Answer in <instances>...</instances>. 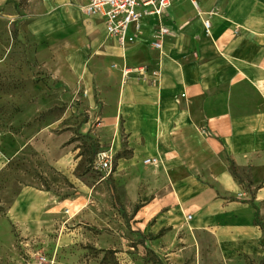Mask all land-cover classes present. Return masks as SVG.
Segmentation results:
<instances>
[{
    "label": "rangeland",
    "instance_id": "rangeland-1",
    "mask_svg": "<svg viewBox=\"0 0 264 264\" xmlns=\"http://www.w3.org/2000/svg\"><path fill=\"white\" fill-rule=\"evenodd\" d=\"M82 5L0 0V264H264L252 190L221 206L198 177L175 175L174 190L135 162L117 168L132 152L97 127L81 52L97 34ZM103 150L114 160L104 180Z\"/></svg>",
    "mask_w": 264,
    "mask_h": 264
},
{
    "label": "crops",
    "instance_id": "crops-1",
    "mask_svg": "<svg viewBox=\"0 0 264 264\" xmlns=\"http://www.w3.org/2000/svg\"><path fill=\"white\" fill-rule=\"evenodd\" d=\"M82 17L97 34L81 49L90 54L86 70L102 102L97 127L132 152L117 168L135 162L174 190L182 187L175 175L198 177L221 206L252 190L263 205L264 0H174L162 18L170 33L157 48L150 46L154 22L121 48L98 19Z\"/></svg>",
    "mask_w": 264,
    "mask_h": 264
},
{
    "label": "built area",
    "instance_id": "built-area-1",
    "mask_svg": "<svg viewBox=\"0 0 264 264\" xmlns=\"http://www.w3.org/2000/svg\"><path fill=\"white\" fill-rule=\"evenodd\" d=\"M173 2L174 0H86L79 10L85 18L98 19L106 39L121 48L137 40L143 23L154 22L157 30L150 46L157 48L160 43L156 40H161L170 33L169 28L162 24V18ZM192 3L195 5L194 1ZM204 27L208 31V21H204ZM128 72L124 70L123 76ZM94 168L103 180L112 173L114 160L109 150L96 153Z\"/></svg>",
    "mask_w": 264,
    "mask_h": 264
},
{
    "label": "trees",
    "instance_id": "trees-1",
    "mask_svg": "<svg viewBox=\"0 0 264 264\" xmlns=\"http://www.w3.org/2000/svg\"><path fill=\"white\" fill-rule=\"evenodd\" d=\"M204 131H205V130H204ZM229 162H230V173H231V175H232L234 178H236V179L242 184V181H241V179H240V177L238 176V173H237V171H236V167H235L234 162H233L231 159H229ZM248 203L251 205V207H253V208L255 209V221H256V224L260 226L261 230H262L263 233H264V224H263V223H260V222L258 221L259 211H258V208H257V206H256V203H255L254 199L251 198V199L248 201ZM262 262H264V256H263V260H262Z\"/></svg>",
    "mask_w": 264,
    "mask_h": 264
}]
</instances>
